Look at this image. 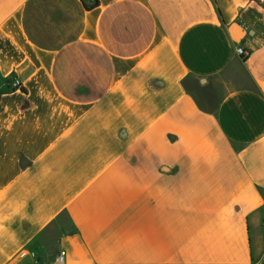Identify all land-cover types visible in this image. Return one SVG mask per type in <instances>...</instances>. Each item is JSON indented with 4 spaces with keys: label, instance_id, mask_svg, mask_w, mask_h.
Wrapping results in <instances>:
<instances>
[{
    "label": "crops",
    "instance_id": "obj_1",
    "mask_svg": "<svg viewBox=\"0 0 264 264\" xmlns=\"http://www.w3.org/2000/svg\"><path fill=\"white\" fill-rule=\"evenodd\" d=\"M98 2L0 0V264L264 263V0Z\"/></svg>",
    "mask_w": 264,
    "mask_h": 264
},
{
    "label": "rangeland",
    "instance_id": "obj_2",
    "mask_svg": "<svg viewBox=\"0 0 264 264\" xmlns=\"http://www.w3.org/2000/svg\"><path fill=\"white\" fill-rule=\"evenodd\" d=\"M35 245H40V252L42 254V259H51L53 255L58 251V245L56 242V235H48L42 238L39 242H35Z\"/></svg>",
    "mask_w": 264,
    "mask_h": 264
},
{
    "label": "built area",
    "instance_id": "obj_3",
    "mask_svg": "<svg viewBox=\"0 0 264 264\" xmlns=\"http://www.w3.org/2000/svg\"><path fill=\"white\" fill-rule=\"evenodd\" d=\"M237 53L243 57H247L249 52H247L243 47H238ZM12 87H20L21 83L17 77H14L11 82ZM67 260V251L65 249H61L53 259L51 264H66ZM264 264V263H262Z\"/></svg>",
    "mask_w": 264,
    "mask_h": 264
},
{
    "label": "trees",
    "instance_id": "obj_4",
    "mask_svg": "<svg viewBox=\"0 0 264 264\" xmlns=\"http://www.w3.org/2000/svg\"><path fill=\"white\" fill-rule=\"evenodd\" d=\"M84 5L86 7L87 10H92L93 8L97 7L99 5L98 0H83ZM13 77L9 80V84L11 85ZM12 87V85H11ZM31 247L33 249L34 252L39 254V260L42 259V254L40 252L41 246L40 245H35V242H33V244H31Z\"/></svg>",
    "mask_w": 264,
    "mask_h": 264
}]
</instances>
